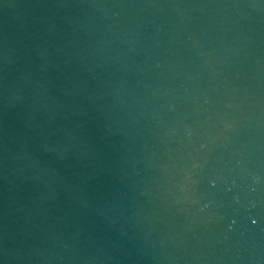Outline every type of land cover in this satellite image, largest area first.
<instances>
[{"label": "water", "instance_id": "water-1", "mask_svg": "<svg viewBox=\"0 0 264 264\" xmlns=\"http://www.w3.org/2000/svg\"><path fill=\"white\" fill-rule=\"evenodd\" d=\"M0 264H264V0H0Z\"/></svg>", "mask_w": 264, "mask_h": 264}]
</instances>
